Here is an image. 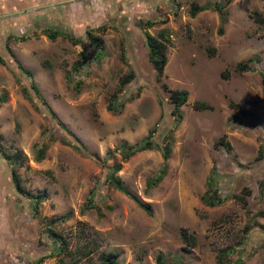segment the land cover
Returning a JSON list of instances; mask_svg holds the SVG:
<instances>
[{
    "label": "rangeland",
    "instance_id": "1",
    "mask_svg": "<svg viewBox=\"0 0 264 264\" xmlns=\"http://www.w3.org/2000/svg\"><path fill=\"white\" fill-rule=\"evenodd\" d=\"M190 3L207 7L190 15ZM50 29L59 34L48 38ZM145 30L165 43L159 79ZM0 55V264H99L109 250L115 264H156L157 253L166 264H264L263 0H0ZM254 55L249 69L235 68ZM161 82L187 90L175 124ZM148 131L152 146L123 159L119 143ZM35 141L44 145L39 160ZM164 143L165 173L148 185ZM3 154L26 191L44 193L35 211ZM115 162L149 213L106 178ZM205 195L220 201L206 204Z\"/></svg>",
    "mask_w": 264,
    "mask_h": 264
},
{
    "label": "trees",
    "instance_id": "2",
    "mask_svg": "<svg viewBox=\"0 0 264 264\" xmlns=\"http://www.w3.org/2000/svg\"><path fill=\"white\" fill-rule=\"evenodd\" d=\"M264 1V0H263ZM207 7L206 5H197L196 3H190V7H189V14L193 15L196 10L202 9ZM213 7L219 12V15L221 17L222 20H224V16H222V11H221V4L219 2H215L213 4ZM262 19V17H260ZM147 24H151L150 21L147 22ZM221 30V26L219 25L218 27V31ZM88 33V45L92 46L94 48V50L99 48V43H98V39L97 37H94L90 35L89 31H87ZM57 34H59V31H57V29H50V30H46L45 31V35L52 39L54 38ZM144 35H145V43L148 47V57L155 69V78L159 79L161 72H162V67L165 63V59H166V55H165V43L162 41V39L157 38L155 35L150 34L148 31H144ZM159 35L160 36H164V31L160 30L159 31ZM97 53V52H96ZM252 59H258L257 55L254 56H249L246 59H244L243 61L239 60L236 62L235 64V68H237L238 70H246L250 68V65L248 63V61L252 60ZM14 61L16 62V66L22 70L24 73H26L27 75H30L31 72L29 69L23 67L18 61H16L14 59ZM0 62H4L3 57L0 55ZM133 76V71L129 70L125 75H123L120 80H119V84H123L124 82L130 80ZM260 82H261V86L262 89L264 90V72H260ZM31 89L33 90V92L36 94V96L39 97L41 103L45 106V110L46 112L51 116V118L54 119V121L56 122V124L61 127V129H63L66 133L71 134L70 130L65 126V124L59 120L56 115L55 112L52 110V108L46 103V100L41 97L39 95L38 92V88L36 86V84L31 80L29 82ZM161 87L167 91V96L169 99V102L171 103V108H170V113L173 115V119L172 122L173 124L177 123L179 121V119L181 118V111L179 109V106L184 103V101L186 100L187 97V90L184 88H177V87H168L166 85V83L161 82L160 83ZM22 90L25 92L26 88L22 87ZM4 99V95L0 94V102ZM122 102L120 101V103H118V106L121 105ZM229 104H231L232 106H235L238 108L239 112L241 114L246 113L245 109L243 108V106L241 105L240 102L238 101H232L229 100ZM193 106L196 108H199L200 106L205 108L208 107L209 105L206 102L203 101H194L193 102ZM108 108L110 109H116V106L111 105V103L108 104ZM151 135V131H148L147 135L140 141L135 142V143H124L121 142L119 143V147L122 149L121 151V157L124 159L126 157H128L131 153H133L135 150H142L145 148H150L152 146V140L150 138ZM75 138V141L72 143L73 146L75 147H83V144L78 141ZM0 139H1V133H0ZM77 140V143H76ZM219 140V139H218ZM217 142V141H216ZM33 150H34V159L39 160L40 158H42L43 156V152H44V145L43 143H39V142H34L32 144ZM262 147H260L257 151V158H259L262 155ZM170 152V147L168 145V143H164L162 145L161 148V156L163 158L162 163L160 164V167L158 169V173L153 175L152 179H148L147 183L148 185L155 183L156 181H158L163 174L165 173V169H166V163L165 160L168 157ZM3 156L7 159L8 165H9V173H10V179L15 187V189L21 193V194H25L26 196L29 197L30 201H31V209L32 211H35L37 209V205L40 202L41 199L44 198V193L41 191H38L37 193H32V192H28L24 189V187L21 185L20 183V179L19 176L17 174V171L14 167V161L15 159L13 157H10L8 155L3 154ZM120 167V162H115L111 169L107 172L106 178L110 180V182L117 187L119 190H121L123 193L129 195L131 198H133L135 200V202L142 207L147 213L150 212V208L148 206L147 203H144L142 201H139L134 195H132L126 188L125 185H123L120 181V178L118 175H115L114 172ZM239 196L242 201V203L245 202V199L243 197H241L239 194L237 195ZM203 201L206 204L209 205H213L216 202L220 201V197L218 195L216 196H209V195H205L203 197ZM50 233L53 235L52 236V240L55 242L59 235L56 234L54 231L49 230ZM181 236L184 239V241L187 244L192 245L194 243L193 240V236L189 233L186 232L185 228L182 227L181 228ZM58 248V247H57ZM59 249V248H58ZM118 255V251L117 250H109L107 252H101L99 254V264H115L116 263V258ZM155 263L156 264H166L165 260L163 259L162 255L160 253H157L155 255ZM64 264H68V263H64Z\"/></svg>",
    "mask_w": 264,
    "mask_h": 264
},
{
    "label": "crops",
    "instance_id": "3",
    "mask_svg": "<svg viewBox=\"0 0 264 264\" xmlns=\"http://www.w3.org/2000/svg\"><path fill=\"white\" fill-rule=\"evenodd\" d=\"M17 1V0H16ZM188 98V94H187V97H186V99Z\"/></svg>",
    "mask_w": 264,
    "mask_h": 264
},
{
    "label": "built area",
    "instance_id": "4",
    "mask_svg": "<svg viewBox=\"0 0 264 264\" xmlns=\"http://www.w3.org/2000/svg\"><path fill=\"white\" fill-rule=\"evenodd\" d=\"M88 44V43H87ZM90 46V45H89ZM92 47V46H91Z\"/></svg>",
    "mask_w": 264,
    "mask_h": 264
}]
</instances>
